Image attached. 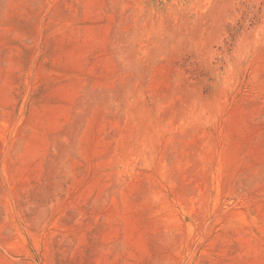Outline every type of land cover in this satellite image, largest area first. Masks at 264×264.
Here are the masks:
<instances>
[{
	"label": "rangeland",
	"instance_id": "obj_1",
	"mask_svg": "<svg viewBox=\"0 0 264 264\" xmlns=\"http://www.w3.org/2000/svg\"><path fill=\"white\" fill-rule=\"evenodd\" d=\"M0 264H264V0H0Z\"/></svg>",
	"mask_w": 264,
	"mask_h": 264
}]
</instances>
